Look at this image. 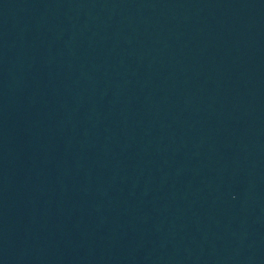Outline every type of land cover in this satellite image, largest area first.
<instances>
[{
	"label": "water",
	"instance_id": "1",
	"mask_svg": "<svg viewBox=\"0 0 264 264\" xmlns=\"http://www.w3.org/2000/svg\"><path fill=\"white\" fill-rule=\"evenodd\" d=\"M0 264H264V0H0Z\"/></svg>",
	"mask_w": 264,
	"mask_h": 264
}]
</instances>
